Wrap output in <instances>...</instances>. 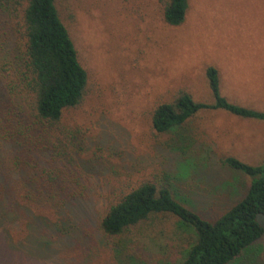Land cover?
Masks as SVG:
<instances>
[{
  "label": "rangeland",
  "instance_id": "rangeland-1",
  "mask_svg": "<svg viewBox=\"0 0 264 264\" xmlns=\"http://www.w3.org/2000/svg\"><path fill=\"white\" fill-rule=\"evenodd\" d=\"M58 5L89 73L86 100L68 116L81 129L75 157L102 166L110 182L104 172H91L94 187L86 199L32 210L11 229L12 244L0 231V264L10 254L12 264H177L191 238L177 217L156 215L121 236L105 237L98 230L100 212L110 188L130 181H166L180 195H192L194 208L207 217L245 192L249 178L220 159L261 163L264 121L202 111L178 133H159L152 112L181 90L213 102L206 72L211 65L223 95L264 110V0H190L180 26L165 23L161 0ZM3 24L0 19V33ZM4 39L0 50L7 49ZM256 247L264 264V238Z\"/></svg>",
  "mask_w": 264,
  "mask_h": 264
},
{
  "label": "trees",
  "instance_id": "trees-1",
  "mask_svg": "<svg viewBox=\"0 0 264 264\" xmlns=\"http://www.w3.org/2000/svg\"><path fill=\"white\" fill-rule=\"evenodd\" d=\"M161 3L165 23L184 24L190 0ZM0 19L4 22L0 36L8 40L7 49L0 50V231L12 244L11 229L22 218L29 219L32 210L86 199L94 187L87 175L106 174V169L75 157L81 129L68 116L86 100L89 73L61 17L58 0H0ZM206 72L214 101H197L190 92L179 91L153 110L156 131L178 133L202 111L222 110L264 121V110L222 94L215 66H208ZM220 162L249 178L245 192L222 213L205 216L192 205V195H180L166 181H130L120 190L110 188L100 212L99 232L118 237L153 216L168 214L191 234L177 264H237L247 256H251L247 264H259L262 257L256 246L264 238V160L255 164L229 155ZM107 178L106 174V183ZM13 257L10 254L7 264L16 261Z\"/></svg>",
  "mask_w": 264,
  "mask_h": 264
}]
</instances>
